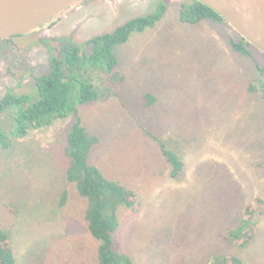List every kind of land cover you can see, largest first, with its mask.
Segmentation results:
<instances>
[{
    "label": "rangeland",
    "instance_id": "374dc122",
    "mask_svg": "<svg viewBox=\"0 0 264 264\" xmlns=\"http://www.w3.org/2000/svg\"><path fill=\"white\" fill-rule=\"evenodd\" d=\"M189 3L78 0L30 33L0 41V100L7 92L35 100V78L52 57L164 4L160 21L114 48L112 74L90 71L99 98L77 108L99 139L90 163L139 197L137 211L120 210L115 237L133 264H207L217 255L264 264V213L255 214L247 245L226 238L244 209L264 198V100L247 89L260 76L252 59L229 49L227 41L240 36L226 23L179 22ZM250 51L264 65V53ZM145 95L154 98L146 108ZM13 111L0 115L9 141L0 148V226L17 263L97 264L86 201L65 179L72 118L17 138ZM143 129L182 157L177 178Z\"/></svg>",
    "mask_w": 264,
    "mask_h": 264
},
{
    "label": "trees",
    "instance_id": "16d2710c",
    "mask_svg": "<svg viewBox=\"0 0 264 264\" xmlns=\"http://www.w3.org/2000/svg\"><path fill=\"white\" fill-rule=\"evenodd\" d=\"M189 1V4L180 6V23L196 25L207 20L224 22L208 7L194 0ZM165 10L164 4H158L152 13L132 18L113 31L87 39L82 45L68 46L60 56L52 57L48 71L35 78V100L31 101L30 96L25 94L10 92L0 100V115L8 109L15 111L10 132L13 137L23 138L29 130L48 127L56 120L72 118L66 133L65 156L68 165L65 179L86 201L84 218L91 237L98 243L97 264H133L131 256L121 248L115 233L120 225V210L137 211L139 197L119 182L108 179L99 168L90 163L92 148L99 143V139L82 125L77 108L99 98L90 79V71L100 69L108 75L112 74L118 66L114 48L124 44L132 33H141L153 27L163 17ZM83 45L90 46L88 54L83 52ZM227 45L234 54L252 59L260 78L253 80L247 89L253 93L258 92L259 97L264 100V65L250 51V48L256 49L241 37L239 40L229 39ZM142 102V106L146 108L154 102V98L145 95ZM143 130L147 137L157 143L161 155L169 165V176L177 178L184 168L182 157L158 135ZM8 145V136L0 131V148L6 149ZM64 198L65 193L62 194V201ZM256 213H264V198L257 199L255 205H248L244 209L234 228L227 233L229 243H237L239 246L248 244L253 235ZM0 264H18L11 248L9 233L1 226ZM207 264L244 263L235 255H217Z\"/></svg>",
    "mask_w": 264,
    "mask_h": 264
},
{
    "label": "water",
    "instance_id": "95a60500",
    "mask_svg": "<svg viewBox=\"0 0 264 264\" xmlns=\"http://www.w3.org/2000/svg\"><path fill=\"white\" fill-rule=\"evenodd\" d=\"M78 0H0V41L47 23ZM215 12L234 32L264 53V0H194Z\"/></svg>",
    "mask_w": 264,
    "mask_h": 264
},
{
    "label": "flooded vegetation",
    "instance_id": "af4514ba",
    "mask_svg": "<svg viewBox=\"0 0 264 264\" xmlns=\"http://www.w3.org/2000/svg\"><path fill=\"white\" fill-rule=\"evenodd\" d=\"M7 41V40H6Z\"/></svg>",
    "mask_w": 264,
    "mask_h": 264
}]
</instances>
